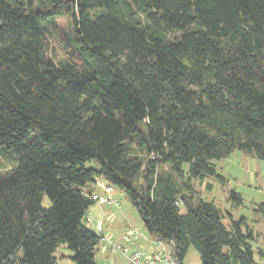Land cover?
<instances>
[{
  "label": "trees",
  "instance_id": "trees-1",
  "mask_svg": "<svg viewBox=\"0 0 264 264\" xmlns=\"http://www.w3.org/2000/svg\"><path fill=\"white\" fill-rule=\"evenodd\" d=\"M0 150V264L61 244L96 264L99 183L181 264H257L246 218L192 180L234 151L264 163V0H0Z\"/></svg>",
  "mask_w": 264,
  "mask_h": 264
},
{
  "label": "rangeland",
  "instance_id": "rangeland-1",
  "mask_svg": "<svg viewBox=\"0 0 264 264\" xmlns=\"http://www.w3.org/2000/svg\"><path fill=\"white\" fill-rule=\"evenodd\" d=\"M62 24L63 21H61ZM15 164L16 155L13 152L0 150V170L10 169ZM186 167L187 165L184 164L183 169ZM214 167L216 174L222 179L207 176L202 181L192 180L195 191L203 200L216 201L223 210L230 212L234 219L240 216L246 218L247 225L254 234L252 242L255 251L254 259L257 264H264V257H259L256 254V249L264 250V163L252 155L234 151L228 157L215 161ZM100 187L106 195L99 196L109 198V202L103 204L96 202L89 207L87 215L91 221L86 223L88 228L97 234H102L101 226L104 234L112 233V236L108 238L117 244L126 246L129 250H152L151 247H155L153 240L149 246H146V242L141 240L137 242V244H143L141 246L137 244L134 246L131 242L124 240L125 235H128L132 240L136 232L143 237L150 238V236L144 229L138 213L123 192L117 189L106 191L104 185H100ZM231 190L240 193L242 197V204L235 208L226 201ZM111 195L114 197L113 200ZM43 204H47L46 199ZM54 256L57 264H75L70 258L72 252L63 244L56 248ZM95 261L96 264H127L124 259L118 256V253H113L108 248L107 243L99 244L95 253ZM183 264H200L199 254L192 247L187 251Z\"/></svg>",
  "mask_w": 264,
  "mask_h": 264
},
{
  "label": "built area",
  "instance_id": "built-area-1",
  "mask_svg": "<svg viewBox=\"0 0 264 264\" xmlns=\"http://www.w3.org/2000/svg\"><path fill=\"white\" fill-rule=\"evenodd\" d=\"M106 191L111 190L110 188H105ZM92 200L98 204L108 203L109 198L101 197L97 194L92 195ZM87 221L90 222V218L87 216ZM126 242H131L128 235L124 236ZM100 243H107L108 248L113 253H118V256L124 259L127 264H181L172 254L170 250V245L162 242H156L155 250L152 252H147L141 249L129 250L126 246L117 244L101 234Z\"/></svg>",
  "mask_w": 264,
  "mask_h": 264
},
{
  "label": "crops",
  "instance_id": "crops-1",
  "mask_svg": "<svg viewBox=\"0 0 264 264\" xmlns=\"http://www.w3.org/2000/svg\"><path fill=\"white\" fill-rule=\"evenodd\" d=\"M99 185H103L102 183H99ZM113 190V189H112ZM96 194H98V195H106L105 193H104V191H103V189H99L98 190V192H96ZM112 196V200H113V195H111ZM88 217H89V215H87ZM90 218V217H89ZM90 220H91V218H90ZM100 226V225H99ZM126 228V227H125ZM130 230H132V228H130ZM100 231H101V233H102V235H104V236H107V237H110V236H112V233H110V232H107L106 234H104L103 232H102V229H101V226H100ZM145 241L146 242V246H149V244H150V242L153 240L151 237L150 238H147V237H143L140 233H138V232H136V234L135 235H133V239L131 240V244H133L134 246L137 244V242H139V241ZM150 240V241H149ZM154 241V240H153ZM154 244H155V247H156V242H154ZM138 246H141V245H143V244H141V243H139V244H137ZM155 247H151L152 248V250L150 249V251H147V252H152L153 251V249L155 250ZM131 249V248H130ZM141 250H144V249H141Z\"/></svg>",
  "mask_w": 264,
  "mask_h": 264
}]
</instances>
